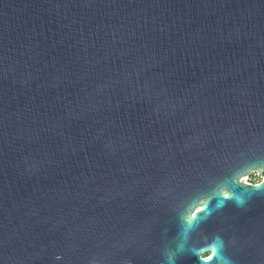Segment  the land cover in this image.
Instances as JSON below:
<instances>
[{
  "label": "water",
  "instance_id": "1",
  "mask_svg": "<svg viewBox=\"0 0 264 264\" xmlns=\"http://www.w3.org/2000/svg\"><path fill=\"white\" fill-rule=\"evenodd\" d=\"M253 169L264 0H0V264H168L187 198ZM232 191L191 244L264 264V188Z\"/></svg>",
  "mask_w": 264,
  "mask_h": 264
},
{
  "label": "clouds",
  "instance_id": "2",
  "mask_svg": "<svg viewBox=\"0 0 264 264\" xmlns=\"http://www.w3.org/2000/svg\"><path fill=\"white\" fill-rule=\"evenodd\" d=\"M235 184L240 185L241 192L245 187L264 188V174L254 169L245 171L242 175H230L216 180L210 193L193 192L187 198V202L180 212V219L183 223L181 237L183 243L177 245L175 249L166 250L164 255L168 264H176L179 258L178 253L197 256L199 264H211L213 257H215V264H230V261L222 253L224 242L219 237L211 240L205 238L204 242L197 246L191 244V238L192 233L197 230L200 220L204 219V216L199 214L205 213L207 215L212 211V209L206 207L209 201L216 198V207L219 208L226 200L233 198L232 187ZM235 199L239 203L242 199L241 194L235 195ZM57 259H59V256H57ZM92 264H98V262L93 261ZM160 264H165V261L162 259Z\"/></svg>",
  "mask_w": 264,
  "mask_h": 264
}]
</instances>
